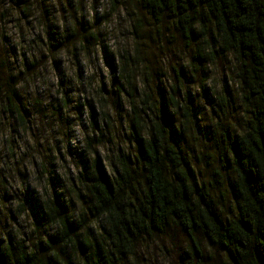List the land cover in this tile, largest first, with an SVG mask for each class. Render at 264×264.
Returning a JSON list of instances; mask_svg holds the SVG:
<instances>
[{
	"label": "rangeland",
	"instance_id": "obj_1",
	"mask_svg": "<svg viewBox=\"0 0 264 264\" xmlns=\"http://www.w3.org/2000/svg\"><path fill=\"white\" fill-rule=\"evenodd\" d=\"M73 21L78 31L63 41L62 29ZM195 49L196 43L185 40L172 23H156L137 0H0V236L17 232L18 225L29 242L54 233L59 228L55 222L35 229L39 221L32 213L51 197L65 201L70 218L85 212L86 227L97 231L101 224L89 214V197L76 187L78 172L94 155L109 170L115 146L130 145L131 101L146 99L154 107L171 85L177 86L176 100L186 105L172 120L181 132L178 140L213 194L226 193L222 181L231 173L221 165L218 126L242 122L233 60L220 53L199 64L193 60ZM122 53L131 58L137 85L130 103L129 94L113 89L108 66L112 57L121 64ZM8 80L23 117L1 101ZM221 93L227 95L225 108L217 98ZM88 100L111 118L104 139L97 140L99 123L93 132ZM112 134L117 141L109 139ZM90 137L95 139L88 144ZM21 200L28 211L18 213ZM186 242L177 228L144 237L135 254L119 264H179ZM206 249L218 262L224 258L209 245ZM67 257L60 254L62 261Z\"/></svg>",
	"mask_w": 264,
	"mask_h": 264
},
{
	"label": "trees",
	"instance_id": "obj_2",
	"mask_svg": "<svg viewBox=\"0 0 264 264\" xmlns=\"http://www.w3.org/2000/svg\"><path fill=\"white\" fill-rule=\"evenodd\" d=\"M137 1L156 23L167 20L185 40L196 43L193 60L197 63L206 64L220 53L233 60L242 122L218 126L221 165L231 173L222 181L226 193L220 189V196L213 194L178 140L181 132L175 130L172 120L186 105L176 100L177 86L171 85V90H162L154 107L146 99L131 101L130 145L127 149H121L119 143L115 146L119 148L109 170L94 155L76 176L80 185L76 187L89 197V214L101 227L89 231L85 212L70 218L65 201L51 197L39 211L30 210L39 221L35 229L54 222L59 228L46 238L29 242L18 225L17 232L0 236V264H52V260L59 264H119L135 254L144 237L163 235L172 228L180 229L187 239L179 264H209L212 260L264 264V0ZM77 27L73 21L62 29V40L76 35ZM119 60L121 64H115L114 57L108 59L113 89L129 94L130 103L137 91L135 73L129 55L122 53ZM6 84L1 100L4 107L23 117L14 99L15 86L10 80ZM217 98L225 108L227 95L221 93ZM86 106L93 132L99 123L97 140L104 139L105 128H110L109 114L97 112L91 100ZM22 123L25 125V119ZM93 139L88 138V144ZM109 139L117 141L113 134ZM19 203L18 213L28 211L23 200ZM207 245L222 252L224 258L218 262ZM60 254H68L67 260L62 261Z\"/></svg>",
	"mask_w": 264,
	"mask_h": 264
}]
</instances>
